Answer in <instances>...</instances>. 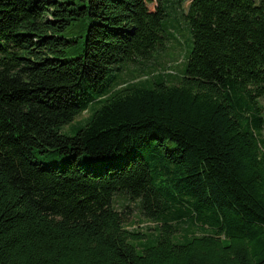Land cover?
<instances>
[{
	"label": "trees",
	"instance_id": "1",
	"mask_svg": "<svg viewBox=\"0 0 264 264\" xmlns=\"http://www.w3.org/2000/svg\"><path fill=\"white\" fill-rule=\"evenodd\" d=\"M262 97L264 0H0V264H264Z\"/></svg>",
	"mask_w": 264,
	"mask_h": 264
},
{
	"label": "rangeland",
	"instance_id": "2",
	"mask_svg": "<svg viewBox=\"0 0 264 264\" xmlns=\"http://www.w3.org/2000/svg\"><path fill=\"white\" fill-rule=\"evenodd\" d=\"M165 31L168 39L164 45L158 51L154 52L153 56L144 65L137 63L129 64L124 71L125 78L131 79L132 73L138 72L139 69L143 68H152V72L155 73L181 74L188 63L189 51L192 47V34L180 11H177L174 18L169 20L167 18L165 19ZM260 101L264 105V97L260 98ZM90 112L91 110L84 111L76 117L73 122L74 126L71 127L70 124L64 125L61 131L67 135H73L75 133L74 127L85 124ZM126 202L124 198H117V204L119 205ZM131 205L132 212L127 221L128 226L152 235L155 224L144 218L133 203Z\"/></svg>",
	"mask_w": 264,
	"mask_h": 264
}]
</instances>
